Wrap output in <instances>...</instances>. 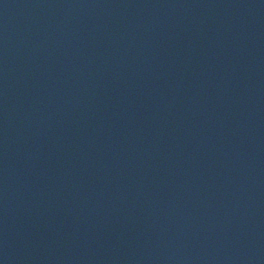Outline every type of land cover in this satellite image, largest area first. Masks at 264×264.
I'll return each mask as SVG.
<instances>
[{"label":"water","instance_id":"1","mask_svg":"<svg viewBox=\"0 0 264 264\" xmlns=\"http://www.w3.org/2000/svg\"><path fill=\"white\" fill-rule=\"evenodd\" d=\"M0 264H264V0H0Z\"/></svg>","mask_w":264,"mask_h":264}]
</instances>
